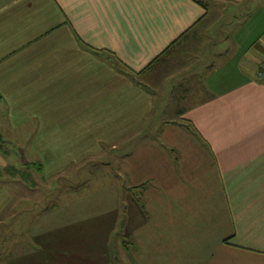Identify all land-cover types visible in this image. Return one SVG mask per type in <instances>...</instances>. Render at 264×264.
I'll return each mask as SVG.
<instances>
[{"label": "crops", "instance_id": "0c3cea01", "mask_svg": "<svg viewBox=\"0 0 264 264\" xmlns=\"http://www.w3.org/2000/svg\"><path fill=\"white\" fill-rule=\"evenodd\" d=\"M263 62L264 0H0V126L47 181L125 141L96 206L0 183V264H264Z\"/></svg>", "mask_w": 264, "mask_h": 264}, {"label": "rangeland", "instance_id": "374dc122", "mask_svg": "<svg viewBox=\"0 0 264 264\" xmlns=\"http://www.w3.org/2000/svg\"><path fill=\"white\" fill-rule=\"evenodd\" d=\"M185 49L186 50L184 52L181 51L180 54L177 55L179 57L173 58L179 53V51L178 53L174 52L170 55L171 57L168 66L169 73L175 71L177 73L175 65L178 62L181 68L183 65L189 66L191 64V61H188L187 56L182 55L187 54L186 51L188 48ZM171 59L176 60L171 61ZM0 133L4 141L2 152H7V154L10 156V158H8V166L4 169H0V183L10 185L11 182H18L19 184L26 183L27 185H43L39 191L35 190L32 192V194H27V196L34 195L35 202H39L43 198L45 200L44 203L46 206H55L61 201V198L65 197V192L69 196V194H74L78 191L80 192L79 197L85 198L83 203H91L90 206H96L97 199L103 197L106 198L109 196V193L113 192V184L117 183V186H121V184L124 182L123 173L120 168H122L123 156L125 154L123 151V145L125 141L116 142L118 149L120 148L116 152H112L110 147L107 145L101 148L103 150L99 156L93 158H84L83 160H85V162H81L84 163L82 168L84 172L71 171L68 173L69 175H67V180L70 182L64 184V178H57L53 181H47L46 177H48V175L45 173L43 167V164L46 163L45 158L35 155L32 152L30 147L32 146L33 142L22 141L14 138V133L11 131L9 125H1ZM57 153H62V148L55 150L52 155ZM27 164L34 165L32 168H27ZM39 165H42L40 173L37 171ZM68 169L71 168L68 167ZM41 179L44 182H42ZM50 184L52 188H49ZM61 184H64V188L62 190L59 188ZM82 187L84 189H80ZM18 192L23 196L26 195L25 190L22 188H20ZM132 198L136 197L132 195Z\"/></svg>", "mask_w": 264, "mask_h": 264}, {"label": "built area", "instance_id": "2783aa9c", "mask_svg": "<svg viewBox=\"0 0 264 264\" xmlns=\"http://www.w3.org/2000/svg\"><path fill=\"white\" fill-rule=\"evenodd\" d=\"M259 80L264 79V62L260 65L259 72L257 74Z\"/></svg>", "mask_w": 264, "mask_h": 264}, {"label": "trees", "instance_id": "16d2710c", "mask_svg": "<svg viewBox=\"0 0 264 264\" xmlns=\"http://www.w3.org/2000/svg\"><path fill=\"white\" fill-rule=\"evenodd\" d=\"M148 69V68H147ZM1 97H0V101H1ZM3 146H4V143H3V141L1 140V138H0V151H2V148H3ZM3 153H5V155L7 154L6 152H3ZM31 168H32V166H30ZM27 168H29L28 166H27Z\"/></svg>", "mask_w": 264, "mask_h": 264}]
</instances>
